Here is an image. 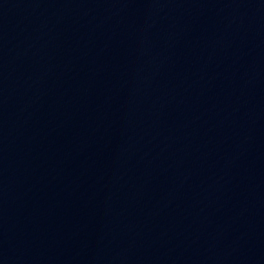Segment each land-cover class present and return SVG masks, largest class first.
Instances as JSON below:
<instances>
[{
    "label": "water",
    "instance_id": "1",
    "mask_svg": "<svg viewBox=\"0 0 264 264\" xmlns=\"http://www.w3.org/2000/svg\"><path fill=\"white\" fill-rule=\"evenodd\" d=\"M0 264H264V0H0Z\"/></svg>",
    "mask_w": 264,
    "mask_h": 264
}]
</instances>
